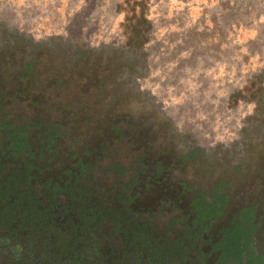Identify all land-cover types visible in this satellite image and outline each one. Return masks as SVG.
I'll use <instances>...</instances> for the list:
<instances>
[{"label": "flooded vegetation", "instance_id": "1", "mask_svg": "<svg viewBox=\"0 0 264 264\" xmlns=\"http://www.w3.org/2000/svg\"><path fill=\"white\" fill-rule=\"evenodd\" d=\"M13 45L0 47V214L14 213L29 187L48 231L85 230L109 261L136 235L173 248L183 264H264V133L250 132L239 153L236 143L208 153L126 84L118 53L77 60ZM77 177L90 192L80 214L75 190L61 195ZM98 210L115 218L91 220ZM237 232L246 245L228 261Z\"/></svg>", "mask_w": 264, "mask_h": 264}, {"label": "rangeland", "instance_id": "2", "mask_svg": "<svg viewBox=\"0 0 264 264\" xmlns=\"http://www.w3.org/2000/svg\"><path fill=\"white\" fill-rule=\"evenodd\" d=\"M28 1L0 0L1 27L8 34L18 27L26 35L37 12L45 13L48 0ZM51 1L52 7L68 9L72 21L66 32L74 40L84 38L76 31L87 27L93 13L99 20L90 32H103L90 43L136 45L133 83L167 111L175 130L191 144L210 153L215 146L236 143L239 153L250 132L264 133L263 115L256 109L264 87V0ZM117 17L123 18L116 25L122 29L121 43L112 37ZM214 26L223 37L216 43L205 40ZM19 197L14 213L0 214L5 232L0 264H183L174 260L169 246L136 235L109 261L86 241L87 231L52 233L30 201ZM90 216L94 221L102 217L97 211ZM120 228L126 236L132 229L125 223Z\"/></svg>", "mask_w": 264, "mask_h": 264}, {"label": "trees", "instance_id": "3", "mask_svg": "<svg viewBox=\"0 0 264 264\" xmlns=\"http://www.w3.org/2000/svg\"><path fill=\"white\" fill-rule=\"evenodd\" d=\"M28 2L32 3L33 0H29ZM54 4L55 3H52L51 0L46 1V4H45L46 8L45 10H43L45 13L42 14V12L40 13V11L37 12L36 14L37 17L35 18V21L30 22L32 23V26L31 28L28 29L29 31L26 35H23L22 30L18 27L17 29L16 27H14L16 31L15 34L11 32H9L8 34L7 31H5L4 28L1 27L2 25L3 26L5 25L0 22V47L6 44L5 48H8L9 51H17L14 45L12 46V42L20 41L21 51L30 50L32 52L38 49H43L42 51H49L52 55H56L57 57L62 56L63 58H66L70 56L71 57L76 56L77 60H84L86 54L90 52H92L93 54H100V53L102 54L103 52L109 54L111 52H115V53H118L116 57L111 56L109 54V56L113 57V60H112L113 63H115L116 65H119V64L121 65L123 63L124 68L126 70L125 73L128 76L126 84H128L131 87L136 86V84L133 83L134 82L133 75L135 73L134 67H135V62H136V57H137V55H135L136 54L135 48H137L136 45H135V48L133 46L130 47L129 45L128 47L123 46V48L121 46L116 45L114 49L111 47V44L103 45L102 47H100L101 45L90 43V40H94L96 37H98L103 32L102 30L101 32L99 28H96L94 32H90V29H92L93 28L92 26H94V25H91V23L93 22L96 23L99 20L98 18L93 17L94 15L93 13L85 21L86 22L85 26L87 27L84 29H80L79 31H76V33L79 34L80 36L84 35V38H82L79 41L74 40L73 34L69 35V33L66 32L67 28H69V24H71L70 21H72L71 16L69 15L68 9L52 7V6H55ZM135 17L136 16H134L132 20H134ZM137 19L140 20L139 17H137ZM99 27H101V24ZM219 28H220L219 26H216V27L214 26L212 28V32L210 33V35H206L205 40L208 42H212V43L220 42L223 37H222L221 31L219 30ZM114 32L115 33L112 34V37L114 38L116 37L117 43L119 42L121 43V37H123L121 33L122 32L121 26H119V28H117L116 31ZM85 35L87 36L86 39H85ZM124 47L126 48L125 50H124ZM31 66L32 65H30L29 67ZM260 92H261L259 94L260 100L256 102V107H257L256 109L257 111L261 110L260 112L263 115L262 119L264 122V87H262ZM263 126H264V123H263ZM25 139L26 137L24 136V134L21 135L20 141H24ZM19 178L21 179L20 181L21 183L19 184H23L24 179L21 177ZM77 178L78 180H77L76 187L70 191L67 189H61V195L73 194L75 190V194L77 195L76 201L78 205H80L81 200L84 201L83 199L84 197L90 196L89 195L90 192H89V189L80 187V182H79L80 178L79 177ZM13 185H14L13 189L15 190L16 185H18V183L15 182V184ZM26 188L28 190V193L25 198L30 201L31 206L34 208L35 213L38 214V218H39L41 216L40 214H42V211L39 210L38 208L36 197L35 195L31 193V189L29 187H26ZM220 210L221 208L218 209L217 212H220ZM81 212H82V205H80V207L77 208V214H80ZM97 212H99L101 216L103 217L105 216L106 218H109V217L115 218V214L111 212L110 210H107V211L98 210ZM245 242H246L245 238L240 236L238 232L232 235L224 249L226 259L228 261L233 257L235 259H239L240 258L239 256L241 255V253L243 252L245 248V245H246Z\"/></svg>", "mask_w": 264, "mask_h": 264}, {"label": "clouds", "instance_id": "4", "mask_svg": "<svg viewBox=\"0 0 264 264\" xmlns=\"http://www.w3.org/2000/svg\"><path fill=\"white\" fill-rule=\"evenodd\" d=\"M120 20H121V18L120 17H117L113 22H112V30L113 31H116V25L117 24H119L120 23ZM124 39V37H121V40H123Z\"/></svg>", "mask_w": 264, "mask_h": 264}]
</instances>
